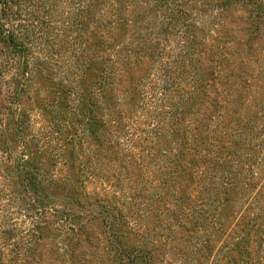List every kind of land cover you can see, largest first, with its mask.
<instances>
[{"label":"trees","instance_id":"16d2710c","mask_svg":"<svg viewBox=\"0 0 264 264\" xmlns=\"http://www.w3.org/2000/svg\"><path fill=\"white\" fill-rule=\"evenodd\" d=\"M0 264H264V0H0Z\"/></svg>","mask_w":264,"mask_h":264},{"label":"rangeland","instance_id":"374dc122","mask_svg":"<svg viewBox=\"0 0 264 264\" xmlns=\"http://www.w3.org/2000/svg\"><path fill=\"white\" fill-rule=\"evenodd\" d=\"M12 75H13V71H12V70H8V71L5 72L3 78H4L5 80H8V79L11 78ZM35 125H36V124H35Z\"/></svg>","mask_w":264,"mask_h":264}]
</instances>
